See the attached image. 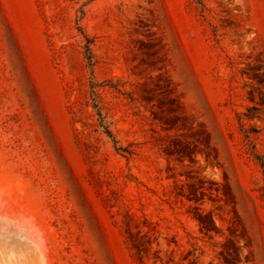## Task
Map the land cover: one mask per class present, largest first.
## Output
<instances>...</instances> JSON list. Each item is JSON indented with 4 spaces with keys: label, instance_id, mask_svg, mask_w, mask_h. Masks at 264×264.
Returning <instances> with one entry per match:
<instances>
[{
    "label": "rangeland",
    "instance_id": "obj_1",
    "mask_svg": "<svg viewBox=\"0 0 264 264\" xmlns=\"http://www.w3.org/2000/svg\"><path fill=\"white\" fill-rule=\"evenodd\" d=\"M0 188L53 264H264V0H0Z\"/></svg>",
    "mask_w": 264,
    "mask_h": 264
},
{
    "label": "bare ground",
    "instance_id": "obj_2",
    "mask_svg": "<svg viewBox=\"0 0 264 264\" xmlns=\"http://www.w3.org/2000/svg\"><path fill=\"white\" fill-rule=\"evenodd\" d=\"M2 203H0V264H53L50 256L53 252L50 251L51 254L48 250L49 241L46 242L43 237L45 234H41L40 228L33 223L32 220L35 222V219L30 220L25 214L13 212L14 208L16 210L19 208L16 204L17 208L14 207L12 212H7ZM46 243L49 244L48 247Z\"/></svg>",
    "mask_w": 264,
    "mask_h": 264
},
{
    "label": "trees",
    "instance_id": "obj_3",
    "mask_svg": "<svg viewBox=\"0 0 264 264\" xmlns=\"http://www.w3.org/2000/svg\"><path fill=\"white\" fill-rule=\"evenodd\" d=\"M92 93H93V95H95L96 97L98 96V91H97V90L93 89V90H92ZM96 106H97V105H96ZM98 114H99L100 118L102 119V118H103V115H102V113H101L100 108H98ZM107 132H108V131H107Z\"/></svg>",
    "mask_w": 264,
    "mask_h": 264
}]
</instances>
